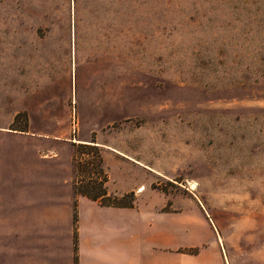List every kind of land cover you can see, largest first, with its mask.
Returning <instances> with one entry per match:
<instances>
[{
  "label": "rangeland",
  "instance_id": "374dc122",
  "mask_svg": "<svg viewBox=\"0 0 264 264\" xmlns=\"http://www.w3.org/2000/svg\"><path fill=\"white\" fill-rule=\"evenodd\" d=\"M99 176L264 264V0H0V264Z\"/></svg>",
  "mask_w": 264,
  "mask_h": 264
},
{
  "label": "crops",
  "instance_id": "0c3cea01",
  "mask_svg": "<svg viewBox=\"0 0 264 264\" xmlns=\"http://www.w3.org/2000/svg\"><path fill=\"white\" fill-rule=\"evenodd\" d=\"M73 208L64 251H56L53 239L30 238V264H231L202 211L196 222L188 210L107 205L86 196ZM62 209L72 225L71 206Z\"/></svg>",
  "mask_w": 264,
  "mask_h": 264
},
{
  "label": "trees",
  "instance_id": "16d2710c",
  "mask_svg": "<svg viewBox=\"0 0 264 264\" xmlns=\"http://www.w3.org/2000/svg\"><path fill=\"white\" fill-rule=\"evenodd\" d=\"M103 181H104V179L103 178H100V176H99V180L97 182V184H98V186H97L98 187V190L95 193H89L87 191H83L82 190V191H80V194H82V195H84V196H86V197H88L90 199H95L100 204L116 205V206H131L130 203L129 204L128 203H116L115 200H116V198L118 199V197L115 196V195H111L110 196V198L112 200H110L108 202H102V199L101 198L108 196V194L105 191V188H104V185H103ZM107 199H108V197H107ZM182 249H185V250H193L190 247H187V248L185 247V248H182Z\"/></svg>",
  "mask_w": 264,
  "mask_h": 264
}]
</instances>
